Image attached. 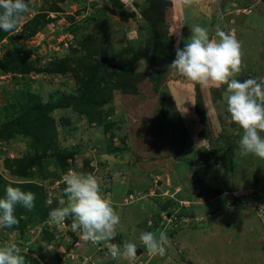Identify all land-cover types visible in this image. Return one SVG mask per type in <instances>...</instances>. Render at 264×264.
I'll return each instance as SVG.
<instances>
[{
	"label": "rangeland",
	"instance_id": "obj_1",
	"mask_svg": "<svg viewBox=\"0 0 264 264\" xmlns=\"http://www.w3.org/2000/svg\"><path fill=\"white\" fill-rule=\"evenodd\" d=\"M26 2L15 41L0 42V198L13 159L43 161L28 172L48 210L18 206L17 219L35 222L21 236L0 226V246L27 249L26 264H128L108 253L125 241L142 249L136 264H264V159L240 155L226 86L204 88L168 67L199 25L210 39L234 33L237 78L264 82V0ZM19 120L30 136L16 131ZM52 158L97 178L120 216L113 240L85 241L71 218L49 222L68 203ZM157 230L169 240L164 256L139 239Z\"/></svg>",
	"mask_w": 264,
	"mask_h": 264
},
{
	"label": "clouds",
	"instance_id": "obj_2",
	"mask_svg": "<svg viewBox=\"0 0 264 264\" xmlns=\"http://www.w3.org/2000/svg\"><path fill=\"white\" fill-rule=\"evenodd\" d=\"M184 2L190 4L192 0ZM28 10L26 0H0V30L9 32L16 29L22 14ZM216 36L218 39H210L206 28L194 26L188 42L182 49L176 48L175 59L168 67L176 76H183L204 88L226 86L227 112L243 133L239 140L240 155L264 159V136L261 135L264 133V82L238 79L244 67L240 42L234 33L221 30ZM62 181L66 185L64 194L68 203L52 209L49 222L63 225L66 219L71 218V229L79 231L85 241L100 244L113 240L120 216L111 200L102 195L97 178L70 169L62 176ZM52 199L49 194V204ZM35 200L34 193L7 186L5 197L0 198V226L12 228L18 225L16 208L22 206L31 211ZM157 232H142L139 239L150 255L164 256L169 240L164 231ZM47 250L52 249L48 246ZM22 251L26 255L28 250L16 244L0 246V264H26ZM137 251L136 244L128 241L108 247L113 260H125L128 264H136Z\"/></svg>",
	"mask_w": 264,
	"mask_h": 264
},
{
	"label": "trees",
	"instance_id": "obj_3",
	"mask_svg": "<svg viewBox=\"0 0 264 264\" xmlns=\"http://www.w3.org/2000/svg\"><path fill=\"white\" fill-rule=\"evenodd\" d=\"M114 3V1H112ZM112 3V6L114 9H116L118 15L121 14L123 15V11L121 9H119L115 4ZM75 28L78 27V24H74ZM36 28V27H35ZM38 29H33V32H37ZM10 32H5L3 30H0V42L4 39V38H8L9 41H15V39H13V37L8 36ZM19 33H17L18 35ZM23 35V37L26 38V36L21 33L19 34ZM32 35L31 32H29L27 37H30ZM14 62H11V65H13ZM6 69L8 68L7 66H4ZM31 97L35 98L33 95H31ZM26 112V111H24ZM23 112V113H24ZM27 123L23 122V120H19L17 127H16V131L17 132H22L24 134L29 135V133L27 132ZM30 136V135H29ZM35 137V135H34ZM3 138V132L0 133V139ZM36 138V137H35ZM46 150V149H45ZM47 151V150H46ZM67 151H61L60 153H54V156H63ZM53 155V154H52ZM55 158H52V160L49 161V165L54 166V177L57 180H60L59 178L61 177V175L59 174L61 169L64 170L63 174H66L68 171L69 166L66 165L64 167H60L55 161ZM22 162H25L24 159H13L12 160V165L8 166V173L10 175V180H12L13 183H11V186L14 187H20L22 191L24 192H32L35 194L36 200H35V207L33 208V210L36 209V211H44L46 212L48 210V205L46 203V197H47V193L45 192V190H43V188H40L36 183H31L30 181V175L28 172V169L31 167H34L35 165L38 167H42L43 168V161H39V162H33L29 161V163H27L26 165H22ZM8 163V162H7ZM82 174H87V172H83ZM50 175V174H49ZM53 182L54 179H52ZM61 182V180L59 181V183ZM66 185L63 184L62 188L65 189ZM5 195L2 196V198H4ZM47 215V212L44 214ZM43 214L41 216H44ZM19 220V224L16 226H13L11 229L14 232H17V234L19 236H21V234H23L24 231V227L27 223H33L35 221H33L32 216L26 215V219H24V221L22 219H20V217H18ZM23 236V235H22Z\"/></svg>",
	"mask_w": 264,
	"mask_h": 264
},
{
	"label": "water",
	"instance_id": "obj_4",
	"mask_svg": "<svg viewBox=\"0 0 264 264\" xmlns=\"http://www.w3.org/2000/svg\"><path fill=\"white\" fill-rule=\"evenodd\" d=\"M108 11H112L113 14H116V11L115 10H111L109 8H107ZM137 256H139L141 253H142V249H137Z\"/></svg>",
	"mask_w": 264,
	"mask_h": 264
}]
</instances>
